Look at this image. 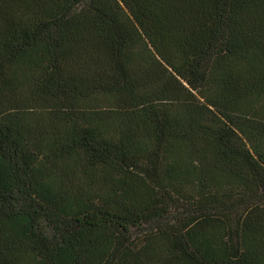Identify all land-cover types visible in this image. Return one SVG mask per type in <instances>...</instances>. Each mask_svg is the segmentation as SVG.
I'll return each instance as SVG.
<instances>
[{"label": "trees", "instance_id": "1", "mask_svg": "<svg viewBox=\"0 0 264 264\" xmlns=\"http://www.w3.org/2000/svg\"><path fill=\"white\" fill-rule=\"evenodd\" d=\"M81 4L0 0V264H264V0Z\"/></svg>", "mask_w": 264, "mask_h": 264}, {"label": "rangeland", "instance_id": "2", "mask_svg": "<svg viewBox=\"0 0 264 264\" xmlns=\"http://www.w3.org/2000/svg\"><path fill=\"white\" fill-rule=\"evenodd\" d=\"M97 0H82L80 5L81 9L93 10L96 6ZM37 8L32 9L36 11ZM138 67L143 76L147 77V82L153 86V90L158 95H174L178 94V90L181 89L179 83L175 81V78L165 73L163 67L155 60L153 54L144 47L142 53H140L138 58ZM97 73H91L90 77H97ZM34 77H39L37 73L33 75ZM166 95V96H167Z\"/></svg>", "mask_w": 264, "mask_h": 264}]
</instances>
